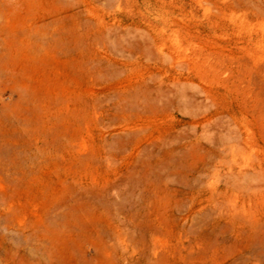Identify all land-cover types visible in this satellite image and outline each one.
<instances>
[{
	"label": "rangeland",
	"instance_id": "374dc122",
	"mask_svg": "<svg viewBox=\"0 0 264 264\" xmlns=\"http://www.w3.org/2000/svg\"><path fill=\"white\" fill-rule=\"evenodd\" d=\"M6 145L43 264H264V0H0Z\"/></svg>",
	"mask_w": 264,
	"mask_h": 264
},
{
	"label": "bare ground",
	"instance_id": "6f19581e",
	"mask_svg": "<svg viewBox=\"0 0 264 264\" xmlns=\"http://www.w3.org/2000/svg\"><path fill=\"white\" fill-rule=\"evenodd\" d=\"M17 4L19 6V3ZM36 4L35 2L34 6ZM13 5L15 6L14 3ZM42 34V39L45 38L44 41H47L50 36L49 32H43ZM47 43H50V41ZM20 152L21 150L17 145H6L4 153L0 156V236L15 241L14 245L10 246L13 253L26 256L23 253L26 250L29 255L25 258L28 264H43V241L48 238L56 226L66 221L67 214L64 208L60 210L48 209L41 223L36 222L34 219L21 218L22 199L26 197L31 214H35L38 192L36 159L32 154L26 158H21ZM19 205H21L20 208ZM252 223L255 224L256 231H258L260 223L257 220H253ZM4 239L2 241H5ZM254 240L257 245L255 250L258 254L264 255V240H259L258 233H256ZM124 246L123 256L130 260L137 250L136 245L127 242ZM22 250L24 251L22 252ZM130 262L134 264L133 259Z\"/></svg>",
	"mask_w": 264,
	"mask_h": 264
}]
</instances>
